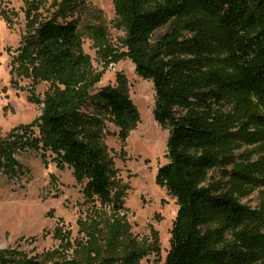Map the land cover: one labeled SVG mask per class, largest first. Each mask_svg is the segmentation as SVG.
<instances>
[{
    "label": "trees",
    "instance_id": "trees-1",
    "mask_svg": "<svg viewBox=\"0 0 264 264\" xmlns=\"http://www.w3.org/2000/svg\"><path fill=\"white\" fill-rule=\"evenodd\" d=\"M113 2L123 47L110 43L100 11L86 0H25L12 65L49 90L41 100L32 88L42 113L0 137V175L23 173L16 155L29 148L47 164L49 157L71 167L90 195L116 204L103 131L112 123L125 140L140 113L121 81L95 90L101 77L84 50L85 30L105 65L130 58L152 81L155 120L169 128L168 162L156 180L179 208L164 264H264V0ZM1 15L12 24L8 9ZM255 190L261 198L253 208L243 200ZM111 228L115 243L124 235L122 218ZM147 253L132 244L121 259L139 264ZM0 264L98 263L48 262L7 249Z\"/></svg>",
    "mask_w": 264,
    "mask_h": 264
},
{
    "label": "rangeland",
    "instance_id": "rangeland-1",
    "mask_svg": "<svg viewBox=\"0 0 264 264\" xmlns=\"http://www.w3.org/2000/svg\"><path fill=\"white\" fill-rule=\"evenodd\" d=\"M86 1L100 11L110 43L123 47L125 31L118 24L113 0ZM24 2L0 0V137L20 124L32 123L42 113L43 103L31 100L32 88L41 100L49 90L47 82L33 84L12 65L25 31ZM2 9H8L12 24L1 15ZM84 50L101 77L95 90L121 81L140 113L125 140L112 123L103 131L117 202H101L86 191L71 167L57 166L49 157L47 164L41 153L26 148L16 155L24 172L16 177L0 175V250L18 249L48 262L73 258L124 264L121 256L132 244H139L148 251L139 264H164L179 206L176 197L156 180L158 169L168 162L170 132L155 120L153 83L136 72L130 58L116 62L115 69L105 65L96 41L85 30ZM33 129L37 134V127ZM260 198L255 190L243 202L256 208ZM117 217L122 218L125 230L112 243L111 223ZM95 248L99 251L94 252Z\"/></svg>",
    "mask_w": 264,
    "mask_h": 264
},
{
    "label": "built area",
    "instance_id": "built-area-1",
    "mask_svg": "<svg viewBox=\"0 0 264 264\" xmlns=\"http://www.w3.org/2000/svg\"><path fill=\"white\" fill-rule=\"evenodd\" d=\"M110 66H111L113 69H115V68H116V65H115V63H111V64H110Z\"/></svg>",
    "mask_w": 264,
    "mask_h": 264
}]
</instances>
